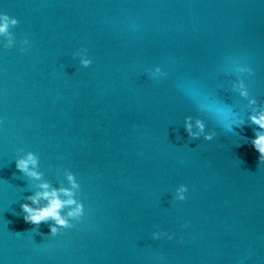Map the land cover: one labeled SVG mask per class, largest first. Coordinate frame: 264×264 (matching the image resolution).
<instances>
[{
	"label": "water",
	"instance_id": "1",
	"mask_svg": "<svg viewBox=\"0 0 264 264\" xmlns=\"http://www.w3.org/2000/svg\"><path fill=\"white\" fill-rule=\"evenodd\" d=\"M0 14L18 20L0 33V264H264L249 119L264 0H0ZM185 117L216 135L192 139ZM29 152L40 179L15 166ZM42 183L84 204L56 236L23 218Z\"/></svg>",
	"mask_w": 264,
	"mask_h": 264
},
{
	"label": "clouds",
	"instance_id": "2",
	"mask_svg": "<svg viewBox=\"0 0 264 264\" xmlns=\"http://www.w3.org/2000/svg\"><path fill=\"white\" fill-rule=\"evenodd\" d=\"M0 21H3L0 23V33H6L8 31L9 21H11L12 25H16L18 23L16 18L10 17L7 14H0ZM91 63L92 61L90 58L81 59L80 61V64L83 67H88ZM246 70L248 71L249 76L253 75V70L250 67ZM239 88L240 94L242 96L248 95L247 89L243 82H241ZM250 102L255 103V100ZM216 111L219 112L220 109H216ZM249 119L253 124L258 126V130L255 131L254 138H252L250 142L255 150L259 153V160L264 162V109H261L257 114L250 115ZM191 120V117H185L184 128L188 136L192 139H197L203 134L204 139L210 141L216 135L215 132L205 133V125L199 119L195 122L197 131H193V124ZM37 162L38 157H36L32 152H29L25 158L17 159L15 161V166L21 173L36 179H40L41 174L35 170L37 167ZM67 179L72 188L78 187V183L74 180L73 174H68ZM49 187L50 186L48 183H42L40 188L43 189V191H38L33 195L25 197V199L31 203L21 204V209L24 213L23 218L25 222L33 224L37 226V228L41 223H48L49 221H52V223H48L50 235L56 236L58 233H60L61 229H70L75 226L74 224L70 223V218H74L80 222L85 214V209L82 202H77L75 199H73L74 194L70 188L62 187L59 189L53 188L49 190ZM176 191V200L183 201L186 199L185 193L188 191L186 185L181 184ZM61 196L67 197V199H62ZM41 200L47 201V203L43 206H40ZM33 205H36V207H33ZM72 205H75V207L71 208L66 213V215L62 214V210L66 206ZM185 227H187V225H185ZM162 236H167L168 239H172V235L167 232L157 231L152 233L153 239H160Z\"/></svg>",
	"mask_w": 264,
	"mask_h": 264
}]
</instances>
